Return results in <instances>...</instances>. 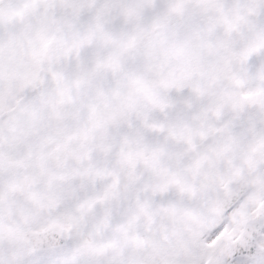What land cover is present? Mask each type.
<instances>
[{"label": "snow or ice", "instance_id": "snow-or-ice-1", "mask_svg": "<svg viewBox=\"0 0 264 264\" xmlns=\"http://www.w3.org/2000/svg\"><path fill=\"white\" fill-rule=\"evenodd\" d=\"M0 264H264V0H0Z\"/></svg>", "mask_w": 264, "mask_h": 264}]
</instances>
